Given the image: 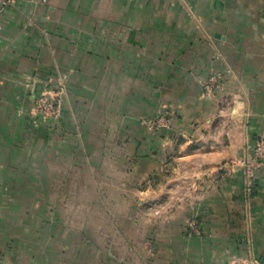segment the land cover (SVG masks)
Wrapping results in <instances>:
<instances>
[{"label": "crops", "instance_id": "1", "mask_svg": "<svg viewBox=\"0 0 264 264\" xmlns=\"http://www.w3.org/2000/svg\"><path fill=\"white\" fill-rule=\"evenodd\" d=\"M44 93L60 117L35 113ZM159 112L169 127L149 129ZM260 138L264 0H0V264H89L57 193L114 169L116 145L175 208L116 264H264V167L247 200L235 164Z\"/></svg>", "mask_w": 264, "mask_h": 264}, {"label": "rangeland", "instance_id": "2", "mask_svg": "<svg viewBox=\"0 0 264 264\" xmlns=\"http://www.w3.org/2000/svg\"><path fill=\"white\" fill-rule=\"evenodd\" d=\"M163 117L166 115L159 112L145 122L149 129L167 128L170 120L167 119L166 123ZM120 152L121 148L116 145L114 169H105L104 174L98 177H83L88 179L84 180V185H73L74 190L57 193L58 204L62 206L57 208L56 217L63 222L61 225L67 231L84 233L83 243L89 248V264H116V242L127 247L128 243L135 242L134 236L130 234H143L148 226L155 227L156 220L160 221L163 214L168 215L175 210L157 203L161 199L158 194L145 191L147 176L131 170L132 162L120 155ZM97 180L99 185L96 184ZM81 187L83 190H80ZM193 219H189L185 226V233L189 237L198 236L188 234V225ZM116 233L121 234L118 239ZM72 242L77 243L75 240ZM136 242L139 244V239ZM141 249L136 255L143 263V247Z\"/></svg>", "mask_w": 264, "mask_h": 264}, {"label": "built area", "instance_id": "3", "mask_svg": "<svg viewBox=\"0 0 264 264\" xmlns=\"http://www.w3.org/2000/svg\"><path fill=\"white\" fill-rule=\"evenodd\" d=\"M45 1V0H43ZM223 85L219 74H211L203 83V92L206 97H212L218 91H222ZM222 103L226 101V97L221 99ZM62 99L60 96L50 95L47 93L40 94L35 101V113L43 118H57L61 114ZM167 117L163 120L167 123ZM167 126V124L165 125ZM244 179V197L247 200L252 199L257 192V172L264 167V138L256 140L252 145L248 146V152L245 153L240 160L237 161ZM201 233V225L197 219H193L188 225L189 235H199ZM232 264H258L254 261L236 260Z\"/></svg>", "mask_w": 264, "mask_h": 264}]
</instances>
